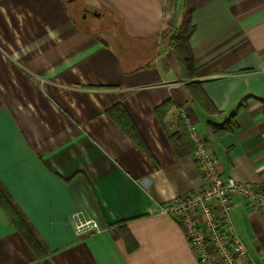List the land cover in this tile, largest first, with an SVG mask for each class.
Masks as SVG:
<instances>
[{
  "label": "crops",
  "instance_id": "0c3cea01",
  "mask_svg": "<svg viewBox=\"0 0 264 264\" xmlns=\"http://www.w3.org/2000/svg\"><path fill=\"white\" fill-rule=\"evenodd\" d=\"M76 2L0 0V197L46 250L0 198V264H199L185 227L151 211L203 183L182 110L223 173L264 192V0H196L191 80L164 40L187 0ZM76 8L107 21L83 28ZM118 106L137 140L110 116ZM77 212L101 230L78 234ZM231 217L264 264L260 211L233 195Z\"/></svg>",
  "mask_w": 264,
  "mask_h": 264
},
{
  "label": "built area",
  "instance_id": "2783aa9c",
  "mask_svg": "<svg viewBox=\"0 0 264 264\" xmlns=\"http://www.w3.org/2000/svg\"><path fill=\"white\" fill-rule=\"evenodd\" d=\"M181 116L195 144L194 159L203 183L196 191L175 197L151 213L168 216L185 227L199 264H259L238 236L231 210L232 196L239 195L260 211L264 221V192L224 174L198 125L186 111L182 110ZM73 221L80 235L101 230L95 219H87L80 212L73 215Z\"/></svg>",
  "mask_w": 264,
  "mask_h": 264
},
{
  "label": "trees",
  "instance_id": "16d2710c",
  "mask_svg": "<svg viewBox=\"0 0 264 264\" xmlns=\"http://www.w3.org/2000/svg\"><path fill=\"white\" fill-rule=\"evenodd\" d=\"M196 8V0H187L186 9L181 16V23L179 26L171 28L164 36V40L168 43L174 52L176 53L178 62L180 64L182 78L186 80L194 79L196 76L195 72V59L191 47V37L195 32V25L192 21V14ZM83 28H88L84 23L81 22ZM197 86L196 83L188 84L189 89L194 93V99L197 100L202 107H207L204 104L201 93L196 94L193 89ZM171 106V102H165L164 104L157 107L156 112L158 115L163 117L165 112ZM110 116L118 123V125L130 136L136 139V128L125 111L119 106L112 109L109 112ZM234 125L232 118H229L221 125H212L215 133L221 135L223 133L231 131V126ZM2 204L6 210L10 213L14 221L16 222L21 233L25 239L30 243L38 255H42L46 250L42 247L41 241L34 231L30 229L26 220L23 219L21 213L10 203L5 195H1Z\"/></svg>",
  "mask_w": 264,
  "mask_h": 264
},
{
  "label": "rangeland",
  "instance_id": "374dc122",
  "mask_svg": "<svg viewBox=\"0 0 264 264\" xmlns=\"http://www.w3.org/2000/svg\"><path fill=\"white\" fill-rule=\"evenodd\" d=\"M83 1L84 0H77V2H76V4L78 3V4H82L83 3ZM87 20H88V22L89 23H91V24H98V26H96L97 28L99 27V26H101L104 22H106L107 20H106V17H96V16H94V15H88L87 16ZM96 27H94V29H96ZM115 29H116V27H115Z\"/></svg>",
  "mask_w": 264,
  "mask_h": 264
},
{
  "label": "flooded vegetation",
  "instance_id": "af4514ba",
  "mask_svg": "<svg viewBox=\"0 0 264 264\" xmlns=\"http://www.w3.org/2000/svg\"><path fill=\"white\" fill-rule=\"evenodd\" d=\"M77 9V14L79 15H81V17H80V20H81V22L82 23H84L87 27H89V28H94V27H96V26H98V24H91V23H89L88 22V20H87V16H85L84 17V14H83V11L81 10V9H78V8H76ZM96 14L98 15V13H96V12H92L91 14H89V15H94V16H96ZM97 28V27H96Z\"/></svg>",
  "mask_w": 264,
  "mask_h": 264
}]
</instances>
